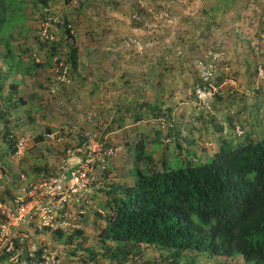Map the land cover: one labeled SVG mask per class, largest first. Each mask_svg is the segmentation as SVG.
Wrapping results in <instances>:
<instances>
[{
    "label": "rangeland",
    "instance_id": "374dc122",
    "mask_svg": "<svg viewBox=\"0 0 264 264\" xmlns=\"http://www.w3.org/2000/svg\"><path fill=\"white\" fill-rule=\"evenodd\" d=\"M47 21L53 41L41 40ZM12 35L9 55L0 46V55L4 50L11 59L9 63L0 57V226L7 222L2 207H13L20 199V204H28L32 187L55 174L62 160H68V151L75 150L87 135L117 152L105 173H98L84 192V201L70 204L59 218L75 226H69L70 232L82 231L75 240L81 247L58 241L52 229L44 233L46 227L35 220L30 228L34 225L32 229L43 231L44 237L34 242L23 230L22 241L18 238L15 246L20 248L19 256L10 254L1 264H109L101 257L93 261L90 251L103 252L100 233L108 206L106 190L111 184L134 181L130 172L136 166L134 148L140 141L158 170L163 160L172 166L190 160L209 162L223 140L242 141L253 131L255 137L264 138V0H47L46 7L26 8L24 22ZM70 46L76 50V68L70 62ZM210 48L224 54L237 90L233 98L198 110L192 103L195 63ZM162 49L167 59L157 71L170 79V98L180 96L175 101L186 103L180 104L182 110L172 102L164 112L150 111V97H141L161 86L157 78L145 74L144 66L152 56L159 57L156 54ZM127 61L131 80L124 74L116 78L118 64ZM8 64L14 72L4 76V72L10 75ZM60 64L69 68L68 84L53 81ZM103 67L108 69L106 79ZM119 82L125 90L121 96L130 93L129 101L114 104V97H102L104 89L105 95L115 90L120 96ZM139 82L146 87L138 86ZM79 211H84L80 217ZM4 237L0 228V247H4L0 254L5 257L9 253L1 240ZM107 245L115 247L112 242ZM142 251L144 259L125 264H144L159 254L144 246ZM188 261L245 264L240 257Z\"/></svg>",
    "mask_w": 264,
    "mask_h": 264
},
{
    "label": "trees",
    "instance_id": "16d2710c",
    "mask_svg": "<svg viewBox=\"0 0 264 264\" xmlns=\"http://www.w3.org/2000/svg\"><path fill=\"white\" fill-rule=\"evenodd\" d=\"M29 5L46 7L47 0H0V46L8 55L13 30L24 22ZM66 34L72 39L69 30ZM69 53L76 68V50ZM7 54L2 50L0 57L11 63ZM8 65L11 75L14 68ZM6 136L11 137L8 132ZM145 146L140 141L134 148L136 166L130 172L134 181L111 184L106 190L108 206L100 233L103 252L90 251L93 261L97 257L109 264L141 260L146 257L144 246L159 253L156 260L144 264H194L188 258L200 262L219 257L264 264V138L255 137L253 131L242 141L223 140L209 162L190 160L172 166L163 160L158 170ZM71 232L52 233L66 245L76 242L81 247L75 240L82 231ZM41 254L42 249L37 255Z\"/></svg>",
    "mask_w": 264,
    "mask_h": 264
},
{
    "label": "built area",
    "instance_id": "2783aa9c",
    "mask_svg": "<svg viewBox=\"0 0 264 264\" xmlns=\"http://www.w3.org/2000/svg\"><path fill=\"white\" fill-rule=\"evenodd\" d=\"M134 18H137L136 14ZM50 29L49 21L42 25L41 40L53 41ZM130 42L140 48L139 42L135 39H131ZM68 70V67L60 64L53 81L56 84H68L70 82ZM237 84L231 67L221 51L207 49L196 61L195 86L192 94L200 109L208 110L218 100L233 98ZM161 122L164 128L165 123ZM76 147L75 150L68 151V160H62L55 174L32 187L28 195L30 198L28 204H20L22 202L20 199L15 201L13 207L6 205L2 207L1 212L7 221L2 225V229L5 226L28 227L35 220L41 226L54 231L60 229L66 234L70 233L69 226L75 228L66 219L60 221L59 218L70 204L80 205L84 201V192L96 182L98 173L100 175L105 173L108 161L114 158L117 152V149L105 147V144L97 142L92 135H87ZM18 149L20 153L22 143L18 144ZM83 213L84 211H79L78 216Z\"/></svg>",
    "mask_w": 264,
    "mask_h": 264
},
{
    "label": "crops",
    "instance_id": "0c3cea01",
    "mask_svg": "<svg viewBox=\"0 0 264 264\" xmlns=\"http://www.w3.org/2000/svg\"><path fill=\"white\" fill-rule=\"evenodd\" d=\"M115 31L116 32H119V27L116 28ZM166 52L162 49L161 51H159L156 54L157 56L159 55V57L152 56L149 59V61H147V63H146L147 68H146V66H144L145 67V70H144L145 71V74L148 72V74L151 75L153 79L154 78H157L158 79V81H157L158 84L161 85L157 89H154L153 90L155 93L150 92V93H147V95H146V93L143 92V90H142V92L145 93V94H143V96H141V97H144V99H146L147 97H150V100L152 101L151 102V105L149 106V110L150 111H159V109H160V110H163L162 112H164V110H167V108L170 107L169 105H171L172 102H173L172 104H179V110H182L183 109V107H181V105L182 106H185L186 105V103L181 104L178 101H175V100L181 99L180 96H178V97L175 96L174 99L173 98H170V95H171V93L169 92V88H170V81L169 80L170 79H169L168 75H167V77H165V76L163 77L162 76V73L159 74L158 71H157V68H159V67L162 69V67H163V60H166L167 59ZM153 53H155V52L153 51ZM3 60H5V58H3ZM1 63H2V65H4L2 61H1ZM118 66H119V70L115 74L116 78L118 76L121 77L124 74V77L125 78H128L129 80H131L130 78H131V75H132V71H131V63H130V61L122 62V63L118 64ZM149 67H150V69L148 71V68ZM6 68H7V66H6ZM4 70H5V67H3V71ZM107 70L108 69H106L105 67H103V71L102 72H103L104 79H106ZM154 70H156V71H154ZM2 74H5L4 76H11V75H8V73L6 74L5 72L2 73ZM114 80H116V79L114 78ZM194 80H195V76H194ZM107 81H109V80H107ZM182 83H184V81L183 82L182 81H179V84H182ZM137 84H138V86L146 87L145 85H143V83H140L139 82ZM53 85H55L54 82H53ZM114 85H116L115 82H114ZM103 86L106 87V84H103ZM8 87L10 88L11 86L9 85ZM119 87H120V91H119L120 92V96L117 95V92L115 90H114V92L112 94L105 95V89H104L103 90L104 92L101 93V95L103 94L102 97H105V99H106V97H114V104L117 103L118 101H119V104L122 103V102H124V101H127V100L129 101L130 98L128 99V97H131L129 95L130 93H127V94L121 96V94H123L125 92V90L122 89V86H121V83L120 82H119ZM158 97H160V99ZM124 98H126V99H124ZM154 100H156V103H155ZM120 101H122V102H120ZM218 101L219 102H222L223 100H218ZM192 103H193V106L194 107H197L198 110H202V109H200L196 105V103L194 101V98H193ZM213 105H215V104H213ZM180 112L181 111H179V113ZM117 114H121V113H117ZM175 114H177V113H175ZM171 115H172L171 117L173 118L174 117L173 116L174 114H171ZM119 116L121 117L122 114L119 115ZM166 116L168 117V115H166ZM170 126H172V125H170ZM0 228L2 230V233H4V235L6 236V237H4L5 239L4 238L1 239V240H4L3 245H5V247H6V252H8L11 255H14L15 252H16V255H18V256L20 254V252H19V249L20 248L19 247H16L15 248V246H18L17 244H18V241L19 240L22 241V238H23V234L24 233L21 234V232L23 230H25V232L28 234L27 236L33 238V241L34 242H36L37 239H41L42 237H44V235H45L44 233L47 234V231H48V229H47V230H44L45 231L44 233H43V231L42 232H37L36 229H32V228H34V225L31 228H30V226L27 227L25 225L11 226V227L9 226L8 228L5 226L4 229H2V225H1ZM18 238H19V240H18ZM0 248H4V247H0ZM2 259H4V255L1 256V254H0V264L2 262Z\"/></svg>",
    "mask_w": 264,
    "mask_h": 264
},
{
    "label": "clouds",
    "instance_id": "9594fccd",
    "mask_svg": "<svg viewBox=\"0 0 264 264\" xmlns=\"http://www.w3.org/2000/svg\"><path fill=\"white\" fill-rule=\"evenodd\" d=\"M46 229H48V228H46ZM9 255V254H8Z\"/></svg>",
    "mask_w": 264,
    "mask_h": 264
}]
</instances>
